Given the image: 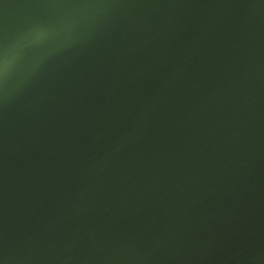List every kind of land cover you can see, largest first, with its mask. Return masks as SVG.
Segmentation results:
<instances>
[{"label": "water", "instance_id": "water-1", "mask_svg": "<svg viewBox=\"0 0 264 264\" xmlns=\"http://www.w3.org/2000/svg\"><path fill=\"white\" fill-rule=\"evenodd\" d=\"M0 264H264V0H0Z\"/></svg>", "mask_w": 264, "mask_h": 264}]
</instances>
